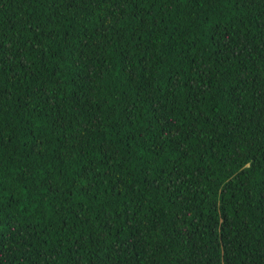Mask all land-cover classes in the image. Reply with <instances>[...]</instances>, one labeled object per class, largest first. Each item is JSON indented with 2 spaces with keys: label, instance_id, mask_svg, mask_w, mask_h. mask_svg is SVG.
Returning <instances> with one entry per match:
<instances>
[{
  "label": "trees",
  "instance_id": "1",
  "mask_svg": "<svg viewBox=\"0 0 264 264\" xmlns=\"http://www.w3.org/2000/svg\"><path fill=\"white\" fill-rule=\"evenodd\" d=\"M0 264H264V0H0Z\"/></svg>",
  "mask_w": 264,
  "mask_h": 264
}]
</instances>
